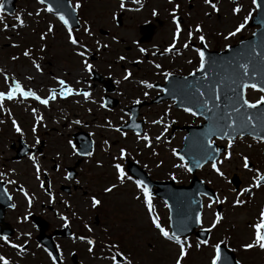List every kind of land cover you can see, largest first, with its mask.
<instances>
[{
    "label": "rangeland",
    "instance_id": "374dc122",
    "mask_svg": "<svg viewBox=\"0 0 264 264\" xmlns=\"http://www.w3.org/2000/svg\"><path fill=\"white\" fill-rule=\"evenodd\" d=\"M161 1L164 2V0ZM72 2L75 5L79 0H72ZM19 3L20 11L15 16H21L24 24L23 27L18 26L15 16L5 17L4 13H0V18H2V23H0V59L3 58L2 62L0 61V67L18 72L21 70L19 73L25 69V71L21 73L24 78L34 74L36 76L35 82L30 83L27 78H25L24 81L28 86L35 84V86H38L41 90L44 89L45 86L54 87L57 85L55 80H52L49 76L50 73H54L56 79H63L65 74H70L73 76L74 82L85 74L90 75L83 69L82 61L86 59H82L75 54L77 51H83V49L74 47L68 42L67 35L61 29L56 18L43 11L45 5L38 4L37 0H19ZM119 3L118 0H82V7L84 6L82 15L88 21L91 35L86 34L83 30L81 32V37L83 45L88 48L87 53L89 58L86 61L93 65L92 70L100 71L101 60H104L105 64L102 68L111 69L110 64H116L114 68H117L118 75L122 76L120 65L123 63L126 64V62H116L115 60H119L118 58L120 56L126 54L132 59H139L141 57L134 45L135 40L138 38L134 22H142L144 21V17L140 14H135L133 10L126 8L124 10L121 9ZM155 4L160 5L157 3ZM200 4L204 5V0H198L197 2L196 11H198L199 14L192 13L191 11L190 16L194 17V20L203 22V24L206 23L210 31V38H212V29L215 31L213 32V37L223 38V35L234 30L236 25L243 22L245 16H248L249 20H251L250 18L255 14V8L251 0H216L215 4L219 9L218 13H213L214 11L212 8L210 9L209 6L203 7L200 6ZM237 5L241 7V13L233 15L232 9ZM128 6L131 5L128 4L127 7ZM37 11L40 12L39 16L35 15ZM122 11L125 12L124 20L122 26L117 27L115 24L116 19H113V16H118ZM29 13H32V15H29ZM206 13H208V15H206ZM187 16H189V14H187ZM4 24L9 26L6 31L2 30ZM50 24L53 26L52 32L47 31ZM12 25L16 26L12 27ZM100 30L113 33L112 36L117 38L115 40H111L112 36L111 38H106L100 33ZM254 30L255 29L249 26H245L235 37H231L227 40H220L217 43V47L222 50L229 44H236L240 40L251 36ZM6 33L9 34L7 37ZM42 34L46 37L44 40L40 39ZM77 36L79 35L77 34ZM9 38H12V40ZM97 41L100 42V45L106 44L108 47L104 48L101 46L99 50H97ZM6 43H19L20 48L17 49L18 51L13 50L12 46L6 48ZM42 46L48 47L45 50L47 52L44 51L45 55L41 57L43 58L46 56L43 65L39 58H36L34 61L40 66L41 71H43L42 75H39L37 71H33L34 69L31 65L33 62L26 63V67L21 69V64L24 61L23 59V61L19 60V63L10 60L12 52L23 53L24 47H28V49H32L31 51L34 53L36 51L39 53L42 52L40 51ZM91 52L95 53L94 56H92ZM91 57H93V60H91ZM140 74V71H136V77H140ZM49 90L50 89L42 91L44 95H47ZM260 96L261 95L255 91L248 92V100L252 103L256 102ZM53 106L56 107L54 110V112L56 111L55 113L52 112V110L48 111L47 108L42 110L46 118L65 115L68 119L77 120V117H80L82 122L87 121V123H90L89 126H84L83 129L94 133L95 140L98 143L97 159L105 164L104 167H99L96 163L97 159L94 158L89 164L87 163L83 166L82 172L86 177L80 179V183H77L78 193L76 195L78 198L83 197V201H87L88 206L82 205V207H80H84L86 212L93 213L94 210L91 207L90 198L95 196L97 199L99 198L102 200L103 205L100 208L101 212L104 213V219L110 218L113 219V221L115 220L114 223H116L115 227H113V221H107V223L111 224L107 225L108 227H106L105 230H111L113 232L111 233L112 235H110V237H114L113 244L119 245V251L121 252L122 250L121 253L131 261V264H175L178 255V247L158 235L157 230L151 225L147 210L143 204V197L136 189L135 184L133 181L129 180H126L122 185L119 184L116 180L115 170L112 169L110 161H112L113 157H116V160H118L120 149H124L126 155L123 159H120L121 161L126 157H130L131 160L136 161L140 166H144L143 168L155 179H168L174 180L177 184H186L191 179V175L187 173L186 167H174V165H180L182 162L177 159V156H173L172 154L173 149L181 146V137L170 142L164 140L162 143L160 141H155V137H151V148H145V142L139 140L137 137L129 136V138L126 139V136L112 134L102 127L99 129V127H97L98 124L103 126V124L100 123L102 122L101 119L96 125L93 124L94 118L89 115L90 111L88 112L89 109L87 110V108L81 109L73 106L70 107V111L63 114L60 112V109H58L62 108L61 103L53 104ZM90 107L93 108L94 106L90 105ZM1 108L2 107H0V113H2ZM157 109L159 110L158 112L155 111L156 109L146 111L149 118L150 116L151 119L155 118V112L158 113L159 116L160 113L167 112L170 114V120L178 118L177 113L175 111L173 112L168 106ZM15 110L25 128L33 124L31 116L25 113L23 109ZM55 114H58V116H54ZM98 116L102 117L103 115L99 114ZM191 121H193V119H189L188 122ZM48 128H55L58 130L56 132H51L47 138L55 141L59 149H62V152L69 153L70 147L68 143L66 146V142L70 137L67 134H71L72 132H70L71 128L63 127L61 124L58 125L57 121L50 124ZM159 133L160 131H157L155 135ZM105 140L108 141L107 144L104 143ZM223 145L227 148V143ZM108 150H110L109 153L107 152ZM231 153L230 160L218 164V167L224 173L223 177L218 176L216 172L212 170L211 164L205 166L197 174L207 185L215 189L219 196V200L224 201L217 205L211 204V201L207 203L209 215L207 217V223H214L216 215H218L216 214V208L218 205L222 207V212L219 213L221 219L218 222L219 226L217 230L221 236H218L214 242L209 243V246H201L199 249L196 247L197 243L190 240L188 243L191 247L187 249V255L182 260L181 264H208L209 258L212 255L210 245L220 241H224L226 244L227 242L229 243L230 249L235 251L237 259L241 264L264 263L262 254L257 253L255 248L248 251H245L243 248V245L253 242L255 230L254 227H251V224L249 225V222L254 223V225L259 223V213L260 210L264 208V187H261L259 190H254L255 192L253 195L256 196L254 199L247 201L246 207L235 209L234 202L237 198H245V194H237L234 187L230 184V179L236 175L242 181L243 189L252 186L253 178L256 175L255 170L264 171V144L250 139L237 140L233 142ZM242 157H247L248 160H252V163L256 166L253 168L254 171L249 172L244 169ZM65 160L68 163L74 161V159H69L68 157H66ZM220 160H223V156ZM31 165L32 164L29 162L24 163L26 171L32 170ZM26 175L27 177L23 180L27 184V188L42 196V193L37 188V182L33 180L34 174L27 173ZM173 177H175V179H173ZM112 184H116V188L112 192L105 193L104 189L110 187ZM137 196H141V198L136 199ZM41 202H44V199H40L39 203ZM152 204L154 214L159 217L161 225L168 229L167 208L160 200H153ZM240 210L243 211L238 212ZM224 220L226 221L222 224ZM226 222H228L229 227H233L232 230H229L230 234L226 233L228 229H224ZM101 239H106V235H100V240ZM102 249L105 253V258L101 261L99 259L96 260L95 264H112L111 260L107 257L113 255L114 252L109 251L106 245H103Z\"/></svg>",
    "mask_w": 264,
    "mask_h": 264
},
{
    "label": "flooded vegetation",
    "instance_id": "af4514ba",
    "mask_svg": "<svg viewBox=\"0 0 264 264\" xmlns=\"http://www.w3.org/2000/svg\"><path fill=\"white\" fill-rule=\"evenodd\" d=\"M156 1L145 0V3H140V7L144 5L141 10V13L144 15V21L134 22L135 29L138 30L139 35V30L144 25L150 26L151 30H153L150 42L145 45L148 52H145L144 55V63L149 65L151 71L140 74V77H136L135 74L131 80L127 81H122V77H118L117 81L119 83H116L114 80L116 85L114 96L119 99L120 103H124L125 101L131 102L137 99V97H131L130 95H119L121 88L130 94L137 90L136 83L142 80L152 83L154 85L153 88L157 84L165 83L163 72L177 75L191 73L195 69L199 58L196 49L202 50V45L197 38L198 35L205 37L208 46L216 44L217 37H213L214 29L211 30L212 38H210V31L206 23L203 24V22L194 20V17L190 16L191 11L192 13L199 14L196 11L198 0H173V3L170 4L165 1ZM127 2H132V0H127ZM155 2L160 5H156ZM177 4L179 5V9L176 15L182 28L179 41L176 42V47L171 53L161 55L163 50L172 44L174 25L171 22L172 17L170 13ZM153 10L156 11V16L152 15ZM197 24L201 26L202 32L199 34L194 32L192 38L189 40L187 32ZM146 35H149V33ZM185 43L189 45L188 48L183 47ZM153 52L156 55H153ZM189 61L191 62L189 63ZM156 64L161 65V67L159 69L155 68L154 65ZM132 65L133 67H138V64ZM121 69H126V66L123 64ZM104 72L109 74L113 79L117 77L116 70H105ZM120 72L124 73L125 70H120ZM51 74L54 76L53 73ZM139 86V97L141 100L152 98L153 88L148 89L142 85ZM96 88V86H93L92 90L101 99L104 95L103 90L101 87L98 90ZM145 92L150 97H145ZM157 93L158 91H156ZM51 130L56 131L54 128ZM41 131H43V135L39 133L42 137L41 142L38 144L34 142L31 145L24 136L17 133H9L10 129L6 127V123H0V173L3 174L0 176V236L6 237L10 243L23 246L25 249V251L20 252L19 248L13 249L8 244H5L3 240H0V256L8 259L10 264H52V260L48 255L49 252L46 246L40 244L38 240L39 232L32 222L33 217H39L47 223L46 240L51 242L50 238L54 237L55 252L52 253V257H55L59 264H95L96 260L99 259L101 261L104 258V251L102 249L104 241L100 240V235H104L107 232L105 227L111 223L106 222L110 221V218L104 219V213L101 212L100 208L103 203L96 209L92 208L94 210L93 213L86 212L84 207L81 208L82 205H88L87 201H83V197H77V183H80L79 180L85 177L82 174L78 175L74 182H70L65 177L67 168L72 165L61 159L63 156L61 154L62 149H59L55 141L48 138L45 139V137H49L52 131L44 128H41ZM21 139L34 148H40L41 143H43L41 150L33 158L39 165V174H37L36 167L30 170L29 173L46 182V190H43L46 194L45 197H47L46 202L38 204L31 199V204L29 205L28 202L26 210L24 205H21L19 201H23L24 187L20 184H26L23 179L27 177V171L22 170V165H14L11 161L17 154ZM10 180L15 181V183H8ZM39 185V188L42 189V182ZM64 186H70V192L65 193L63 190ZM3 191H6L12 197V201L15 204L13 209L5 208L7 204L3 197ZM34 206L37 207L35 208ZM62 216L67 218V226H65L64 220L60 218ZM24 217H27V219L25 220ZM8 224L14 229L12 237L8 235ZM85 224L91 227V232L85 229ZM81 237L85 239L82 240ZM88 238L95 241L92 253H89L87 250L89 246L85 240ZM10 257L14 261L10 260Z\"/></svg>",
    "mask_w": 264,
    "mask_h": 264
},
{
    "label": "snow or ice",
    "instance_id": "6c2138e0",
    "mask_svg": "<svg viewBox=\"0 0 264 264\" xmlns=\"http://www.w3.org/2000/svg\"><path fill=\"white\" fill-rule=\"evenodd\" d=\"M140 0H132V3H139ZM169 3H173V0H168ZM38 4L41 5H46L43 8L44 12H47L49 14H53L57 17L58 21L61 23V25L67 29V38H68V42L73 45L74 47H79L82 48L83 51H77L75 54L77 56L80 57H84L87 52H88V48L81 44L74 36H73V32L72 29L70 27L69 24V19L66 18L67 17H71V15L75 12H77V10L81 7L80 3L77 2L75 5H71L68 3V0H58V3L56 4H52L51 0H37ZM204 3L206 5H210L213 11H219V9L217 8V5L215 3L212 2V0H204ZM251 3L253 6L264 9V3L259 2V0H251ZM119 7L121 9H124L125 7V0H120L119 3ZM179 9V5H175V7L173 8V10L171 11L170 15L172 17V24L174 25V31H173V40H172V44H170L168 47H166L163 52L161 53V55H164L166 53H171L176 45V41L179 38L182 28H181V23L178 20V17L176 15L177 11ZM3 10V2L2 0H0V12H2ZM136 11H139V9H135ZM241 11V7L239 5H237L236 7H234L232 9V13L233 15H237L239 12ZM29 15H32V13H29ZM35 15L39 16L40 12L37 11L35 13ZM153 16H156L157 13L155 10H153L152 12ZM206 15H208V13H206ZM113 19H115V16H113ZM15 20L19 23V25L21 27L24 26L23 24V20L21 18V16L17 15L15 16ZM249 21V17L245 16L243 22L239 23L238 25L235 26L234 30L229 31L227 33L226 36H224V39L227 40L231 37H235L238 33H240L242 31V29L245 28V26L248 24ZM0 23H2V18H0ZM16 25H12V27H15ZM8 25L4 24L3 25V29L2 30H7L8 29ZM48 32H52L53 31V26L50 24L48 26L47 29ZM84 31L86 34L91 35V30L89 27L85 26ZM201 33L202 32V28L199 24L195 25L194 28L188 30L187 32V36L189 38V40L192 38L193 33ZM256 33H253V36H255ZM46 37L44 34H42L40 36L41 40H44ZM198 40L200 41L201 45H203L205 48L207 47L206 44V40L205 37L203 35H198ZM98 47L97 50H99V47H104L107 48L108 45H100V42L97 41L96 42ZM17 45H12V47H16ZM188 44L185 43L183 45L184 48H188ZM258 47V45L253 44L250 49L247 52H242L240 54L239 58H233L232 60L229 61V65L232 68V75H231V79L233 84H237L241 89H252L253 91H257L260 92L262 94H264V46L260 47V51L257 52L256 48ZM40 51H44L43 46L41 47ZM139 51L141 53H144L146 50L144 48H140ZM196 52L198 54L199 57V67L197 68V72H200L201 74L205 73L208 69L206 68V56H205V52L202 51L201 49H196ZM252 53H255V55H253ZM153 55H156L155 52L152 53ZM23 55L25 57H28L30 55L28 50H25ZM13 60L18 59L17 57L13 56L12 57ZM119 60H124L125 57L120 56L118 58ZM191 61H189L190 63ZM83 63V69L85 72L87 73H91L92 69H93V65L88 63L86 60L82 61ZM136 63H140V61H136ZM151 63V62H150ZM209 64H216V61H208ZM250 65L251 70H250ZM33 66L36 68L37 72L41 71V68L38 64H36L33 61ZM155 68L159 69L161 67V65L156 64L154 65ZM165 81L166 82H170L169 81V77L172 76V73L170 72H163L162 73ZM190 76L195 77L196 73H189ZM261 78V83L257 84L255 82H250L252 80H255L257 77ZM131 77V73L130 72H125V74L123 75V79L124 80H129V78ZM27 79H31V77H26ZM185 81H187V77L184 78ZM10 81V85L8 87L7 92H0V102H3L5 100L8 101H12L14 99L17 98V96H19L20 98L23 99H27V98H31L35 101H37L40 105H43L45 107L49 106V102L50 100H55L57 97H59L60 99H68L69 97L72 96H82L85 102L90 101L91 98V94L89 91H81V90H74L71 86H69L65 80L63 79H58L57 78V84L60 86L59 87V91L55 90V89H50L49 90V96L47 98H41L39 95H37L33 90L28 89V90H24L21 83L19 81H17L15 78L9 77L7 75L4 76V82L6 85L9 84ZM77 83H79V81H77ZM116 83H119V81H116ZM143 87L151 89L154 87V85L152 83H149L147 81H140L139 82ZM189 88H195V91L197 93H199L200 97L203 99L199 100V103L201 104V107L203 108V110L205 112H209L212 113V116L209 117V126L207 128V130L204 132L203 134V139L200 141L199 143V152H198V158L195 160V164L197 167H201L202 163L201 162H211V168L214 172H216V174L218 176L223 177L224 173L220 170V168L218 167V164H222L223 161H227L231 159V148L233 145V139H228L227 140V148L225 150V152L223 153V160H220L219 157V149L215 148L213 146L212 140L211 138L213 136H215L217 139H224L225 137H229L231 136L233 133H237L241 138L244 137L245 133L247 132L248 134L252 135V138L254 140H257L261 143H264V112H258L254 115H250L248 112L243 111L242 109L246 108V109H257L259 106L264 105V95H261L259 97V99L252 103L249 102L247 99H243V103L240 107L235 106V104L232 106L231 108V113H229L228 111H223V112H218L216 110L221 108L219 101V97L216 96L214 90L212 89H208L207 91H201L200 86L196 85L195 83L188 85ZM207 87V86H206ZM161 92H164L165 89L164 88H160ZM145 96H147V92L144 93ZM212 102L213 107L209 108L208 104L209 102ZM79 102V101H77ZM134 103L139 104L140 101L136 100L134 101ZM101 107H105L104 104L100 105ZM0 107H2V105H0ZM227 107V106H225ZM89 111H91L89 109ZM184 111L186 113H190L193 116H197L199 114H203V112L198 113L197 111H194L191 107H185ZM32 114L35 117V120L37 122V124H39L43 117L40 115H37L36 110L33 109L32 110ZM255 121V123H254ZM3 121H0V123H2ZM72 123L74 124H80L79 120H74ZM153 124H158L160 123L159 120H154L152 121ZM12 125L14 130L23 135L21 128L19 127V125L17 124V122L15 120H12ZM111 126V125H109ZM135 127H139V125H135ZM33 133H35L36 131V126H33L32 129ZM115 131L120 132V128H116ZM121 135H123V133H121ZM136 136L139 140L144 141V147L145 148H151V140L150 137L148 136V134H143L141 135L140 132L136 133ZM161 139L160 136L156 137V140L159 141ZM37 143H40L39 140L36 141ZM69 145L72 144V141L69 140L68 141ZM105 144L108 143L107 140L104 141ZM250 146V145H249ZM172 154L173 156H177V151L175 149L172 150ZM87 155L91 156L92 153H87ZM126 153L124 149H120V153H119V157L118 159H123L125 157ZM178 158L181 161H184L185 157L184 156H178ZM29 159H32L31 157H29ZM114 159H117L116 157H114ZM243 160V167L245 170L251 172L254 171L253 168H251L249 166V161L247 157H242ZM33 164L36 167V171L37 174H39V165L36 163L35 160H33ZM99 166V165H98ZM114 169H115V173H116V180L119 182V184H124V182L126 180L129 181H133V178L130 175H127L125 170L122 168V166L119 163H115L113 165ZM174 167H186L185 164H180V165H174ZM191 168L188 167L187 171L191 172ZM256 175L253 178V184L250 187H246L243 189V192L241 194H248L251 192L252 187H260L262 185H264V172H261L260 170H255ZM3 174L0 173V176H2ZM39 178V177H38ZM67 178V177H66ZM173 179H175V177H173ZM8 183H15V181H8ZM133 183L135 184L136 189L139 191V193L142 195L143 197V204L147 210V215L150 218V222L151 225L157 230L158 235L163 238L166 241H169L170 243L175 244L178 247V255L176 257L175 260V264H181L182 260L186 257L187 255V249L191 247V245L188 243L187 240H182L181 236L178 234L179 232L184 231V229L187 227V224L185 221H181L180 222V226L173 231L171 227H169L168 229H166L165 227H163L160 223L159 217L156 216L154 214V208H153V204H152V196H151V192L149 189V186L140 179H136L133 181ZM116 184H112L110 187H106L104 189L105 193H109L112 192L115 188H116ZM21 191H23V189H21ZM5 195H7V193H5ZM49 195H51L49 193ZM25 196L27 197V193H25ZM9 199H11V197H8ZM141 196H137L136 199H140ZM91 207L93 209H96L100 204L101 201L99 199H97L95 196H93L91 198ZM224 201L217 199L216 203H223ZM244 201L240 200L239 198L236 199V201L234 202V206H238L243 204ZM31 204V200H29V205ZM211 206V205H209ZM14 207V205H13ZM62 220H64L65 226H67L68 221L66 217H60ZM24 219L26 220L27 217H24ZM221 217L219 215L216 216L215 221L212 225V227H215L216 223H218L220 221ZM195 220L196 223L199 224L201 222V217L199 214H196L195 216ZM85 229H87L89 232L92 231L91 227H89V225L85 224L84 225ZM254 236H253V242L252 243H248L243 245V248L245 251L254 249V248H259L260 250L264 251V208H262L260 210L259 213V223L255 224L254 226ZM206 231H211V229H207ZM25 235H30V234H25ZM82 240H84L85 238L81 237ZM0 240H3L5 244H8L9 247L16 249L19 248L20 252L25 251L23 246L14 244V243H10L8 241V239L6 237L0 236ZM85 242L87 243L88 247V252L92 253L93 252V248L95 246V241L91 238H88L85 240ZM224 244V241H220L216 244L210 245L211 249H212V255L209 258L208 264H227V260L224 259L221 255V245ZM209 246V242L207 240H202L200 241L196 247L199 249L201 246ZM114 251V254L111 255L110 257H107L108 259L111 260L112 264H131V261L124 256L120 251H119V245L118 244H111L109 245V251ZM45 251H47L45 249ZM48 255L52 258V264H57L56 262V258L52 257V253H48ZM0 264H10V261L8 259H6L4 256H0Z\"/></svg>",
    "mask_w": 264,
    "mask_h": 264
},
{
    "label": "water",
    "instance_id": "95a60500",
    "mask_svg": "<svg viewBox=\"0 0 264 264\" xmlns=\"http://www.w3.org/2000/svg\"><path fill=\"white\" fill-rule=\"evenodd\" d=\"M259 2L264 3V0H259ZM254 24L260 25L261 29L258 30L256 32V35L253 36L251 39H249L248 41L244 42L243 44L237 47L231 48L226 53L212 54L211 56H206L205 66L208 70L205 73H203L206 79L201 83H195V84L200 86L202 92L207 91L208 89L214 90L216 96L219 97L218 102L221 105V108L216 110L218 112L228 111L229 113H231V108L234 104L235 106L240 107L243 103L245 89H241L237 84H233L231 79L232 68L229 65V61L232 60L234 57L239 58L240 54L242 52H247L253 44L258 45V47L256 48L257 52L260 51L261 46H264V9L258 8V16L254 19ZM252 54L255 55V53ZM208 61H216L217 63L209 64ZM251 67L252 66L250 65V70ZM250 82H255L257 84H260L262 81L261 78L258 76L255 80H252ZM188 83H189V79L183 82L184 85L182 86V88L187 89ZM189 85L191 84L189 83ZM170 93L172 94L171 98L176 100L177 107H184V108L191 107L194 111H197L198 113L203 112V114L200 115L205 116V118L207 119V123L202 127L192 130L188 129L190 131V135L186 139V148L188 146L186 152L191 153L194 149L196 153V150L197 149L199 150V143L203 139V134L209 126L210 123L209 117L212 116V113L205 112L203 110L201 104L199 103V100L203 98H201L199 93L195 91V88H188L187 90L184 91L183 90L172 91ZM166 97H170V96H166ZM208 107L209 108L213 107L211 101L209 102ZM242 110L248 112L250 115H254L258 112H264V105L259 106L257 109L244 108ZM233 134L236 135V133ZM245 134L248 133L246 132ZM194 159L195 156H188L185 158V160H194ZM195 168H197V166L191 165V169L193 172ZM192 183L193 185L191 186L190 190L193 188L194 185H197L200 187L201 192H206V189L200 186L201 183L198 182L196 178L193 180ZM188 190L189 188L185 189V188L171 186V188H168L163 191V194L165 192L164 197L170 204L171 221H172L171 225L173 231H175L180 226V222L182 220L185 221L187 224V227L184 229L187 232L194 225V223H195L194 226L197 225L195 216L196 214L200 215V205L197 210H194L196 214L193 217H189L188 213L183 211V207L188 205L190 199V197L187 195ZM159 193L160 190L156 194L159 195ZM198 201L200 200L198 199ZM178 234H182V232H179ZM225 259L227 260V264H236L234 255L232 253H227Z\"/></svg>",
    "mask_w": 264,
    "mask_h": 264
}]
</instances>
